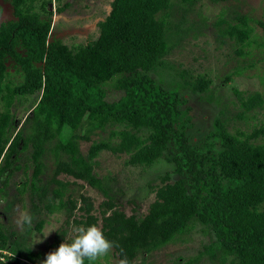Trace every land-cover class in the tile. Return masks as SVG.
Returning a JSON list of instances; mask_svg holds the SVG:
<instances>
[{
    "label": "trees",
    "instance_id": "16d2710c",
    "mask_svg": "<svg viewBox=\"0 0 264 264\" xmlns=\"http://www.w3.org/2000/svg\"><path fill=\"white\" fill-rule=\"evenodd\" d=\"M4 1L14 18L0 24V200L7 198L9 177L21 170L24 180L17 193L30 192L31 216L66 214L64 226L54 234L53 249L67 239L70 226L100 223L113 242L115 257L132 264L139 254L173 242L196 222L213 234L215 244L207 248L211 259L216 248L220 264L228 259L229 264H264V122L248 135L231 133L228 121L219 115L203 140L189 141L191 118L189 108L183 109L187 100L151 77L167 66L165 58L174 46L170 38L180 39L184 33L180 23L171 22L173 0H112L98 37L71 47L50 40L51 0L40 3L45 18L33 10L37 0ZM181 1L183 24L197 0ZM66 7L56 10L62 13ZM235 18L234 23L222 19L215 26L243 55L253 30L246 16ZM256 24L264 38V21ZM10 65L20 77L17 83L8 80ZM181 76H188L184 86L194 94L209 92L211 81L206 75L184 70ZM107 86L122 93L118 100H106ZM232 91L244 112L264 107L260 93ZM34 95L36 107L27 110V130L15 131L11 109L16 99ZM107 128H111L107 137H101ZM92 137L97 139L91 141ZM81 141L91 142L86 154L80 151ZM26 151L30 163L21 165L20 154ZM101 152L126 155L129 166L151 167L164 160L176 179L170 182L165 174L144 216H128L110 199L102 201L94 214L89 197L65 195L68 186L78 181L108 195L104 180L94 173ZM48 156L50 175L46 174ZM44 224L39 220L35 230L41 232ZM26 231L30 232L29 226ZM9 237L0 226L1 249L8 248ZM12 251L13 256L0 259V264H25L40 257L18 245ZM197 262L193 258L172 264Z\"/></svg>",
    "mask_w": 264,
    "mask_h": 264
},
{
    "label": "rangeland",
    "instance_id": "374dc122",
    "mask_svg": "<svg viewBox=\"0 0 264 264\" xmlns=\"http://www.w3.org/2000/svg\"><path fill=\"white\" fill-rule=\"evenodd\" d=\"M49 0H37L34 3V12H38L41 18L46 14L40 9L41 2ZM112 0H51L48 11L52 12V29L50 40L59 39L67 46L85 45L95 40L99 35V24L104 21L110 11ZM175 5L172 12L171 22L180 23L183 36L178 39L170 38L174 44L169 56L165 58L167 66L156 69L151 77L164 88L176 91L181 98L187 100L183 109L189 108L191 126L187 131V137L193 144L203 140L213 129L214 120L220 115L226 119L228 130L231 133L237 131L250 134L264 122V107L250 112H244L233 94V89L239 92L260 93L264 96V38L257 21H264V0H228L226 2L213 3L211 0H197L192 9L185 15V22H180L179 9L183 8L181 0H173ZM67 5L62 13L57 12V7ZM0 24L12 20L13 14L10 5L0 0ZM236 16H246L248 25L252 28L251 43L242 48L243 55L237 53L239 46L232 40L219 35V29L215 24L222 19L228 22H236ZM185 30V31H184ZM178 39V40H177ZM186 70L190 75H206L210 81V90L204 95L194 94L184 86V80L189 79L181 76V71ZM15 68L10 65L8 80L19 82L20 77L15 73ZM229 80L225 82V78ZM185 78V79H184ZM108 102L116 101L122 95L107 86ZM37 96L27 99H16L11 112L16 130H27L25 121L27 110L29 112L36 107L34 103ZM3 106L0 103V112ZM240 114L245 115L239 119ZM111 128H107L101 137L106 138ZM113 129V128H112ZM97 139L92 137L91 141ZM259 139L257 142H260ZM91 142H80V151L86 154ZM126 155H112L109 152H101L95 166V175L103 179L108 195L95 190L83 182L76 185L70 184L66 189L65 196L79 198L81 194L90 198L94 206V214H97L100 203L104 200H113L118 208L128 216L137 214L144 216L149 205L155 198V187L161 186V179L166 173L169 174L170 182L176 179L172 173V166L164 160H159L151 167L129 166L125 162ZM21 165L30 163V152L20 154ZM50 175L52 159L46 158ZM31 169V168H30ZM29 169L28 174L31 172ZM61 180L73 182V179L61 176ZM24 180L21 170L14 172L9 177V185L5 191L6 200H0V226L9 235V246L0 248L1 258L13 256V248L17 245L21 249H29L33 254L40 257L32 261H24L25 264H42L49 252L55 251L51 247L54 234L64 226L65 213H53L32 215L30 192L26 190L20 194L17 188ZM27 213L33 220L32 224L19 223L23 214ZM44 221L41 232L35 230L39 220ZM27 226L30 232H27ZM101 227V224H98ZM72 226L69 227L67 239L72 240ZM15 243V244H14ZM215 244L213 234L207 232L200 224L192 222L188 232L178 236L173 242L148 254L141 253L132 264H172L179 261L197 259V264H220V254L216 248L215 257L211 259L207 248ZM230 259L225 264H229ZM94 264H120L112 249L99 258Z\"/></svg>",
    "mask_w": 264,
    "mask_h": 264
},
{
    "label": "clouds",
    "instance_id": "9594fccd",
    "mask_svg": "<svg viewBox=\"0 0 264 264\" xmlns=\"http://www.w3.org/2000/svg\"><path fill=\"white\" fill-rule=\"evenodd\" d=\"M32 220L33 218L25 213L19 223L31 225ZM72 231L74 235L71 242L64 239L55 251L46 255L42 264H85L86 260L89 264H94L113 248V242L109 241L102 228L95 224L86 228L73 225ZM120 264H127V260H121Z\"/></svg>",
    "mask_w": 264,
    "mask_h": 264
},
{
    "label": "built area",
    "instance_id": "2783aa9c",
    "mask_svg": "<svg viewBox=\"0 0 264 264\" xmlns=\"http://www.w3.org/2000/svg\"><path fill=\"white\" fill-rule=\"evenodd\" d=\"M1 260H3V258H0Z\"/></svg>",
    "mask_w": 264,
    "mask_h": 264
}]
</instances>
